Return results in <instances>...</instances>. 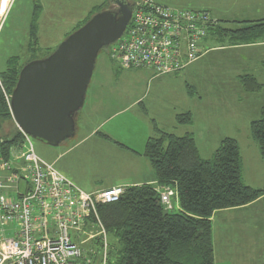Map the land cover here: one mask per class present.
I'll return each instance as SVG.
<instances>
[{"label": "rangeland", "instance_id": "374dc122", "mask_svg": "<svg viewBox=\"0 0 264 264\" xmlns=\"http://www.w3.org/2000/svg\"><path fill=\"white\" fill-rule=\"evenodd\" d=\"M165 1L190 9L213 4L218 12L226 4V0ZM36 5L39 17L36 39L32 41L34 33L30 24ZM243 6H246L244 12L259 11L264 17V4ZM110 8L109 0H14L0 29V74L7 70L12 58H16V67L21 68L49 56L89 15ZM244 19L248 18L237 20ZM228 29L239 27L232 24ZM208 39L209 52L201 59L175 75L154 78L137 70H120L110 56L111 46L99 52L84 105L75 115V136L57 147L30 138L35 155L75 180L82 191L91 192L94 186L128 181L134 174L138 175L141 162L150 168L143 156L146 139L141 136L146 132L154 135L156 128L176 137L191 132L198 154L204 160L211 158L223 139H234L243 158L242 183L251 188L264 187V163L249 131L251 122L261 117L264 86L255 93H247L238 80L242 74L253 73L264 84V67H258L259 61L264 62V47L245 51L230 47L233 44L227 37L215 35ZM185 113H190L191 124L178 125L177 115ZM15 128L10 118L2 124L0 138ZM117 142L135 153L119 147ZM258 208L264 209L258 206L253 212ZM247 212L252 214L251 210ZM92 249L99 250L95 246Z\"/></svg>", "mask_w": 264, "mask_h": 264}, {"label": "trees", "instance_id": "16d2710c", "mask_svg": "<svg viewBox=\"0 0 264 264\" xmlns=\"http://www.w3.org/2000/svg\"><path fill=\"white\" fill-rule=\"evenodd\" d=\"M104 9L95 11L87 20ZM34 12L30 24L32 35L34 33L32 41L36 39L38 5L34 6ZM207 31L212 35L206 33L202 40L203 55L208 51L204 40L215 35L229 38L233 45L263 42L264 20L241 22L237 30L215 22ZM14 59L8 61L7 70L0 74V130L11 118L6 97L11 95L22 68L16 67ZM238 80L247 93H255L264 86L252 75L239 76ZM260 116L251 122L249 131L264 163V107L260 109ZM176 122L190 125V113L177 115ZM154 131V136L145 142L143 156L149 162L156 186L126 188L118 202L96 207L109 238L106 264H214L212 214L251 204L264 196V188L254 189L242 183V160L234 139H223L211 158L204 160L191 134L176 137L156 128ZM22 141L17 128L0 138V159L10 160L11 149L20 146ZM156 187L176 190L178 210H166L160 204ZM95 243L99 248L100 242ZM97 260L98 257L94 258V264H98Z\"/></svg>", "mask_w": 264, "mask_h": 264}, {"label": "built area", "instance_id": "2783aa9c", "mask_svg": "<svg viewBox=\"0 0 264 264\" xmlns=\"http://www.w3.org/2000/svg\"><path fill=\"white\" fill-rule=\"evenodd\" d=\"M13 1L0 0V29ZM131 4L129 23L109 51L119 69L172 75L203 55L202 40L215 24L207 11L174 9L155 0ZM21 135L10 160L0 159V264H94L97 257L98 264H106L108 236L96 207L118 202L126 188L82 192L38 158L30 138ZM155 189L160 204L172 210L176 190ZM96 240L99 252L92 249Z\"/></svg>", "mask_w": 264, "mask_h": 264}, {"label": "water", "instance_id": "95a60500", "mask_svg": "<svg viewBox=\"0 0 264 264\" xmlns=\"http://www.w3.org/2000/svg\"><path fill=\"white\" fill-rule=\"evenodd\" d=\"M109 1L118 13H96L48 57L21 68L8 104L21 134L50 147L75 136V115L84 105L96 58L119 40L134 10L126 0Z\"/></svg>", "mask_w": 264, "mask_h": 264}, {"label": "crops", "instance_id": "0c3cea01", "mask_svg": "<svg viewBox=\"0 0 264 264\" xmlns=\"http://www.w3.org/2000/svg\"><path fill=\"white\" fill-rule=\"evenodd\" d=\"M155 2L174 9L207 11L214 22L216 23L219 22L221 25L228 28L232 24L240 28L241 22H256V21L264 20L263 15H259L260 13L259 11H252L246 13L244 12L246 6H243L244 4H264V0H226V4L223 5L222 7L223 9L221 10V12H218L217 5H213V4L199 5L195 7V9H190L182 4H167L165 0H155ZM222 18L223 21L221 20ZM225 18H230V20L224 21ZM239 18H248V19L237 20ZM209 40L210 39L204 40L203 45L205 50H209L206 47L210 42ZM230 47L232 48L235 47L239 50H245V51L255 48L258 49L259 47H264V41L263 42L259 41L257 43H251V44L232 45ZM259 64H260L258 66L259 68L264 67V62L259 61ZM137 71H140L141 75L144 76L148 75L150 78H154L155 76L149 70L143 69ZM243 75H252L256 79L253 73L242 74L240 76ZM186 134L192 135L191 132ZM99 136L103 137L102 135ZM153 136L154 135H150L149 133L146 132L141 137H143L144 139H146L145 141H147L148 138H151ZM115 144H117L118 146L119 144L125 146L121 148L126 149L129 153H135L131 148H129L124 143L117 142ZM241 160L243 162L242 156H241ZM139 165H140V172L138 173V175L134 174L128 181H124L123 179L122 181H115L108 183L105 186L104 185L99 187L94 186L91 192L82 191L81 189H79V187L75 185L76 184L75 180L68 178L67 176H65L64 174L60 173L57 170L56 171L59 174H61L63 177L68 179L70 182H72L79 190L87 194H93L114 187L129 188V187L141 186V185L156 186V181L154 179L153 172L151 168H149L148 164L141 162L139 163ZM51 166L53 167V165ZM242 175L243 173L241 172V178ZM252 188L263 189L264 187L262 188L252 187ZM172 206L175 210H178L179 208L177 201L175 200H173ZM258 206L264 207V196L244 207L221 210L214 212L212 214L210 221L212 227V245H213L214 264H264V223L262 221V219L264 218V216L262 217V215H264V209L258 208L256 211L253 212V210ZM248 210H251L252 214H248L247 212Z\"/></svg>", "mask_w": 264, "mask_h": 264}, {"label": "flooded vegetation", "instance_id": "af4514ba", "mask_svg": "<svg viewBox=\"0 0 264 264\" xmlns=\"http://www.w3.org/2000/svg\"><path fill=\"white\" fill-rule=\"evenodd\" d=\"M126 1H127L128 5L131 4V0H126ZM109 2H110V1H109ZM110 4H111V2H110ZM110 10H112V11L118 13L119 8H118L116 5H112V4H111V8H110Z\"/></svg>", "mask_w": 264, "mask_h": 264}]
</instances>
